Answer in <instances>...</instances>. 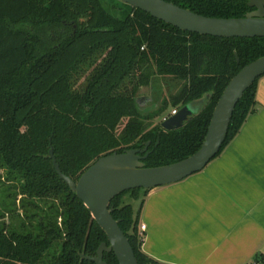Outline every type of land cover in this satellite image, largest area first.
Here are the masks:
<instances>
[{"label": "trees", "instance_id": "obj_1", "mask_svg": "<svg viewBox=\"0 0 264 264\" xmlns=\"http://www.w3.org/2000/svg\"><path fill=\"white\" fill-rule=\"evenodd\" d=\"M164 1L211 18L253 11L248 0ZM261 57L264 38L182 31L119 0H0V172L16 183L7 186L10 211H17L19 195L23 210L17 225L0 223V264H95L80 254L96 257L108 237L60 178L50 150L75 182L100 158L148 143L147 168L184 160L204 143L231 80ZM161 77L181 87L147 112L140 90ZM259 80L237 104L217 156L255 112ZM200 101V112L181 129L162 128L169 108ZM141 190L128 192L142 208ZM126 193L111 203L114 218L139 264H162L143 251L141 208L136 218L134 206L122 201ZM104 261L119 264L114 253Z\"/></svg>", "mask_w": 264, "mask_h": 264}, {"label": "crops", "instance_id": "obj_2", "mask_svg": "<svg viewBox=\"0 0 264 264\" xmlns=\"http://www.w3.org/2000/svg\"><path fill=\"white\" fill-rule=\"evenodd\" d=\"M256 98L239 134L202 171L148 193L139 216L148 256L162 264H262L264 76Z\"/></svg>", "mask_w": 264, "mask_h": 264}, {"label": "water", "instance_id": "obj_3", "mask_svg": "<svg viewBox=\"0 0 264 264\" xmlns=\"http://www.w3.org/2000/svg\"><path fill=\"white\" fill-rule=\"evenodd\" d=\"M182 31L220 38H264V0H248L253 11L244 18L222 19L196 14L164 0H119ZM264 76V57L244 67L229 83L219 100L201 148L179 162L147 168L144 161L150 156L148 148L132 149L100 158L78 180L63 174L51 149L49 157L71 191L90 210L93 219L105 231L108 242L102 243L96 257L80 254L82 260L107 264L105 253H114L119 264H139L135 251L113 216L112 201L121 194L137 190H153L175 184L202 171L221 151L237 104L244 93ZM189 104L162 123L166 131L181 129L200 110Z\"/></svg>", "mask_w": 264, "mask_h": 264}, {"label": "rangeland", "instance_id": "obj_4", "mask_svg": "<svg viewBox=\"0 0 264 264\" xmlns=\"http://www.w3.org/2000/svg\"><path fill=\"white\" fill-rule=\"evenodd\" d=\"M20 27H21V25L16 26V28H20ZM180 87H181V84L179 82L171 79V78H168V77L157 78L155 81L154 87L153 86L143 87L140 90V100L143 103V106H144L143 109H145L147 112H153L154 110H156L157 107H159V101H163L164 99H166V100L170 99L174 94H176V92H178ZM155 92H157V94H158V97L156 96L157 97L156 100L154 98ZM150 98H152V100L149 104ZM201 104H202V102L200 101V102L195 103L193 105H196L195 108H196V110L199 111L202 107ZM168 112L170 113L173 111L171 108H169ZM160 122H162V120L160 118L155 120L156 124H159ZM0 177H1V182H0V213H5V218H2V219L0 218V223H5L7 226H9L11 224L17 225L20 222L18 215H23V210L21 209V203H20L22 196L19 195L17 197V200H16V204L18 207L17 211L15 213L11 212L12 209H14V208L12 207V204H10V201L6 200V197L9 195V193H7L9 191L8 190L9 188H7V186L13 187L16 183L9 182L6 179L7 175H6V172L4 170H2L0 172ZM17 191H18V189H17ZM12 192L13 191H11V193ZM140 193H141L140 194L141 198L145 199V194H146L145 190H141ZM122 201L124 204H132L134 206L135 216L137 218L139 215L140 208H141L140 202L133 199L131 193H129V192H127L122 197ZM60 223H61V220H60Z\"/></svg>", "mask_w": 264, "mask_h": 264}, {"label": "built area", "instance_id": "obj_5", "mask_svg": "<svg viewBox=\"0 0 264 264\" xmlns=\"http://www.w3.org/2000/svg\"><path fill=\"white\" fill-rule=\"evenodd\" d=\"M176 113H177V110H174L170 116L175 115ZM169 117H167L165 120H167ZM141 229L142 230H145L146 229V226H142Z\"/></svg>", "mask_w": 264, "mask_h": 264}, {"label": "flooded vegetation", "instance_id": "obj_6", "mask_svg": "<svg viewBox=\"0 0 264 264\" xmlns=\"http://www.w3.org/2000/svg\"><path fill=\"white\" fill-rule=\"evenodd\" d=\"M75 27H76V26H75ZM151 100H152V98H150V100H149V104H150ZM138 102H139L140 106H141L142 108H144L143 103H142V101L140 100V98H139V101H138ZM149 104H148V105H149Z\"/></svg>", "mask_w": 264, "mask_h": 264}]
</instances>
